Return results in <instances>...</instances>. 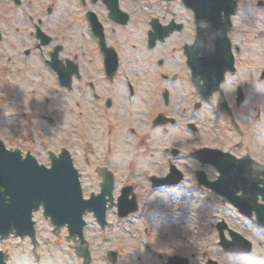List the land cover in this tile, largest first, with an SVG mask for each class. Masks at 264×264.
<instances>
[{"label":"rangeland","instance_id":"rangeland-1","mask_svg":"<svg viewBox=\"0 0 264 264\" xmlns=\"http://www.w3.org/2000/svg\"><path fill=\"white\" fill-rule=\"evenodd\" d=\"M259 1L264 2L238 0L237 12L232 16L229 37L233 44L236 71L227 74L221 92H215L206 101L198 97L201 108L197 118L192 116L191 103H183L186 111L179 115V125L184 127L185 141L192 137L186 128V122L192 120L199 127L200 144H220L223 148L229 149L230 145L238 143L241 144L242 151L243 145L249 150L255 147L256 159L264 164V78H261L264 71V5H260ZM49 4L51 2L46 0L43 6L32 3L16 9L8 0H0V31L3 35V39L0 40V137L4 143L16 144L22 150H28V147L39 148L33 150V154L36 158L48 162L49 151L55 153L65 144L71 150L74 165L81 175L83 192L87 194L88 188H99L97 170L103 167L101 154H106L108 158L115 159V165H109V168L115 174L116 186L113 192L116 195L121 183L125 181V174L122 171L126 168L122 165V160L136 151L131 145H125L122 140L124 129L134 127L138 134H142L147 126V105H155V100L140 97L129 100L132 102V104L128 102L131 105L129 113L123 114L118 124L121 126L118 147H114L112 143L110 151L108 143L101 136L102 128L98 119L59 113L58 119H55L52 125L43 120L40 113L45 111L43 109L45 100L39 91L41 80L34 76V83L20 80V85L7 86V83L12 84L11 80L14 77L3 78L6 72L2 70L3 65L9 62L12 66H26L21 64L25 59L12 51L13 49L20 51L23 46L28 45L26 42L23 44L20 37L24 35L26 41L27 34L32 30L31 24L23 21L24 15L47 16ZM78 11L79 8L75 5L53 6L54 14L50 15L46 28L57 36L58 41L65 40V36H62L63 31L65 34L67 32L66 36L73 33L72 43L77 47L71 53H77L80 61L86 67H90L94 61L97 63V53L93 45L88 43V39L81 37L78 32L77 26L81 22L77 16ZM58 19L73 20L70 21L72 29H63L64 22ZM184 23L182 33L157 43V48L152 53L145 49L144 37L150 28L148 23L137 20L128 29L124 30L125 27L113 32L120 41L126 58L131 62L130 71L136 77L141 96H145L149 87L151 91L154 90L155 80L161 79L158 74L162 72L179 74L181 79L176 82L178 87L183 80L184 88L188 84L192 85V82L189 83L187 80H190V75H187L190 70L185 59L184 65L176 61L180 57L182 45L185 42L191 43L195 38V27L189 21ZM7 42L13 43L15 48L12 49ZM235 45L239 46L238 51L235 50ZM151 54H155L153 63L147 64L146 61ZM8 56H11L12 60H8ZM184 56L183 54V58ZM159 58L166 60L162 70H158L159 67L156 65ZM31 62L35 61L32 59L29 63ZM148 69L152 70L147 72ZM28 70L40 71L41 64L36 61L34 68L29 67ZM168 82L172 83L170 79ZM238 87H242L245 94L244 101L239 105L236 104ZM183 92L190 93L189 90ZM51 99H55L51 101L55 102L54 105L61 104L58 97L52 96ZM223 100L230 104L243 135L230 125L229 121L228 124L224 121L227 115L220 109ZM121 111L125 113L124 107ZM218 125L221 132L227 136L235 135L231 143H228L227 137L220 138L217 135ZM77 130L80 131V138L77 136ZM189 147L188 142H185V151L188 152ZM114 151L115 155H111ZM140 155L134 167L128 170L132 182L138 184L140 210L126 217H119L116 209L110 208L107 213L109 223L106 227L100 226L93 212L89 211L84 216L86 220L84 234L88 242L87 247L91 251L90 264H112L107 255L110 250L119 252L118 264H163L161 261H167L169 257L176 255L175 253L187 257L190 264H205L210 258L217 260L219 264H264V227L256 222L255 216L249 218L240 213L223 196L206 187L197 186L194 174L200 166L192 158L185 156L179 163L186 172V179L181 185L155 189L151 185L150 175L153 172L163 173L166 167L153 165L152 161L159 156L147 155L142 147ZM154 169L156 171H153ZM205 169L210 179L217 178L218 171L215 167L207 166ZM33 219L39 235L37 239L41 244L40 252L45 256L50 255L51 264H82V259L77 257L66 238L67 228L59 229L55 233L51 220L45 216L42 208L33 213ZM222 221H225L230 229L251 241L253 248L250 253L245 255L229 253L219 245L220 234L217 225ZM225 234L229 238L228 230H225ZM0 249L6 254V264H20L21 260H26L32 254L29 239L21 240L15 234L0 238ZM161 256L163 258L160 260Z\"/></svg>","mask_w":264,"mask_h":264},{"label":"flooded vegetation","instance_id":"flooded-vegetation-1","mask_svg":"<svg viewBox=\"0 0 264 264\" xmlns=\"http://www.w3.org/2000/svg\"><path fill=\"white\" fill-rule=\"evenodd\" d=\"M9 4L16 9L23 8L28 4L37 3L39 5H45L46 0H8ZM51 4L47 7V16H38L34 15H24L25 22H29L32 26V30L27 34L28 38L25 41L24 35H21L23 39V44L25 42L27 46H23L20 51L13 49L14 44L7 42V44L15 51L20 57L24 58L23 65L12 66L10 62L3 65V70L6 72V75L3 78H8L13 76L11 80L12 84L20 85L21 81H28L34 83V76L41 80L42 84L40 88V94L45 100L43 109L44 112L40 113V117L43 120H46L49 123L50 118L52 124L55 123L57 114L63 113L68 116L78 115L79 117H90L92 119H98L99 125L102 128L101 136L108 143V151L112 150V143L114 147H118L119 134L121 132V126H119V121L123 117V114L126 115L130 108L129 95L134 97V100L138 97L146 99H154L155 105H147L146 110V128L142 134H138L134 127H127L124 129V140L125 145H131L136 150L135 153L129 156L127 159L122 160L123 166L126 169H123V174H125V181L121 183L119 187V192L114 195L113 190H115L116 179L114 181L115 185H111L112 174L106 169L97 170V179L99 182L98 193L103 194L105 198L106 210L110 208H115L118 212L119 197L123 194L124 191L129 190L130 195L128 198H132L135 193L139 210H140V199L138 197L136 182H132L130 179V174L128 170L134 167L136 161L141 157L140 149H144V153L147 155L159 156L152 161L155 166H165L166 171L163 173L153 172L150 175V182L153 188L157 189L159 187H176L181 185L186 179V172L179 164L183 157L187 156L192 158L200 167L195 171V179L197 186L206 187L205 185L200 184L199 172H203L205 178L210 179L207 170V166H212L209 163H203L201 159H198L194 156V153L203 147H213L219 148L224 151H228L234 154L237 157H242L246 154L251 155L256 159L257 150L253 147L251 150L247 148L246 145H243V151L241 144L230 145L229 149L223 148V145L220 144H200V134L199 127L194 123V121L186 122V128L192 135L189 141H185L183 129L180 127V116L185 113L184 104L187 102L191 103V109L193 111L192 116H199V111L201 108V102L198 99L199 93L192 85H187L184 88V80L182 84H176L181 78L179 74H167L164 73V77L160 74L161 77L155 80V88L153 91L150 90L145 93V96H141L139 93V87L136 84V77L131 73V67L128 59L126 58L125 52L120 47V41L114 36V31L117 29H128L133 22L139 20L144 23H148L150 28L147 31V36L145 38L146 51L152 53L153 50L157 48L149 46V35L150 32L154 30V26L163 27L166 30H170V34L167 36H173L177 33H182L185 27V21L192 23L194 27L195 16L193 11L186 6L183 0H49ZM75 5L79 8L77 12L81 22L78 24L79 34L81 37L88 39V43H91L97 53V63L94 61L93 66L86 67L83 62L80 61L78 54L72 52L77 47L74 45V35L71 33L69 36L63 31L62 36H65V40H56L57 36L52 34L47 28L46 24L50 21V15H53V6L56 5ZM58 21L64 22V28L72 29V24L69 19H58ZM95 28L93 27V24ZM181 28L179 29V27ZM74 30H76L74 28ZM93 36V37H92ZM3 39L2 32L0 31V40ZM73 42V43H72ZM102 44V45H101ZM107 48H105V46ZM6 48V47H5ZM70 50V51H69ZM22 54H21V53ZM12 54H14L12 52ZM184 44L182 45V51L180 50V57L176 60L180 65H184ZM155 54H151L147 59V64H152ZM34 57V58H32ZM32 58L35 62L41 64V70H28L29 67L34 68L35 62L29 63ZM8 60H12L11 56L7 57ZM59 61V65L64 67L65 72L71 73L70 62L78 64V72H75L71 75V84L62 85L59 79V70L55 67V61ZM166 64V60L159 58L156 60V65L159 67L158 70H162ZM17 67V69H15ZM152 69H148L150 71ZM21 71V72H19ZM189 75V74H187ZM97 76V77H96ZM172 83H169L168 80ZM188 82L191 80L187 79ZM175 82V83H174ZM189 82V83H190ZM169 83V84H168ZM56 87V88H55ZM183 89V90H182ZM190 91L187 92L183 91ZM237 95V94H236ZM58 97L61 104L59 106L54 105L55 99L51 97ZM197 97L196 99H192ZM73 102V103H72ZM129 102V103H128ZM134 103V102H133ZM184 103V104H183ZM132 104V103H131ZM124 107V112L121 109ZM184 109V111H183ZM196 113V114H195ZM217 113V112H216ZM133 114V112H132ZM236 119V116H235ZM226 124L232 125L236 130L243 135L239 128V123L233 121V117L227 115L224 120ZM217 127V124H216ZM74 130L76 127H73ZM215 128V127H214ZM152 131L154 135H152ZM78 138H80V131H76ZM75 134V131H74ZM139 135V137H135ZM217 135L220 138H228V143H231L235 135L229 134L228 136L221 132V128L218 125ZM141 136V137H140ZM220 141V139H217ZM185 142H188L189 150L185 151ZM29 151L37 150V147H28ZM70 150V148H68ZM71 151V150H70ZM115 151L111 155H115ZM102 156V165L104 167H109V165H115L113 158H108L107 155ZM107 157V159H104ZM50 159V158H49ZM112 159V160H111ZM257 160V159H256ZM141 161V160H140ZM139 161V162H140ZM111 163V164H109ZM117 165V164H116ZM173 167L176 169V176L172 180H176V183H171L167 185L153 186V178L159 177L165 178L172 171ZM101 168V167H100ZM153 171H156L155 169ZM114 172V171H113ZM112 172V173H113ZM117 174V173H116ZM129 179L127 180V178ZM131 186L132 188H125ZM211 189V188H208ZM110 190V191H109ZM212 190V189H211ZM113 195V197H112ZM108 225V222H107ZM66 229V228H63ZM147 230V229H146ZM38 235V231L36 232ZM36 236V238H38ZM66 238L69 239V236ZM21 240L29 239L31 244V255L26 260H21L20 264H51L50 255L45 256L40 252L41 244L31 236H25L20 238ZM70 242V241H69ZM81 244V238H80ZM45 245V244H44ZM71 247L74 244L70 242ZM173 254V253H172ZM177 254V253H175ZM178 255V254H177ZM78 258H81L77 255ZM163 257H160V260ZM82 259V258H81ZM120 261V256L116 264ZM83 262V261H82ZM163 264H165L164 261Z\"/></svg>","mask_w":264,"mask_h":264},{"label":"water","instance_id":"water-1","mask_svg":"<svg viewBox=\"0 0 264 264\" xmlns=\"http://www.w3.org/2000/svg\"><path fill=\"white\" fill-rule=\"evenodd\" d=\"M193 8L196 16V37L193 43L185 45L187 64L191 69L192 80L205 100L215 92L221 90L228 71L235 70V56L229 32L232 26L231 16L237 10V0H185ZM263 5V1H259ZM155 31L150 32V46H155L157 40L164 41L170 30L154 26ZM181 26L179 27V29ZM238 47V46H236ZM59 61L55 67L60 71L63 84H71V75L78 72V65L70 62L71 73L65 72ZM264 78V71L261 74ZM245 95L240 87L237 104L243 102ZM221 108L232 113L229 103L224 100ZM13 143H3L0 138V238L8 237L11 233L16 235H35V221L33 212L41 205L44 206L46 216L51 217L56 226L68 225L71 235H83L86 221L84 215L93 211L101 225L106 223V205L103 194L96 193L99 188H88V194L82 190L78 169L68 153L53 159L51 162L38 159L27 153L23 156ZM63 147H66L63 144ZM67 148V147H66ZM60 151V150H59ZM59 151L55 152L58 154ZM33 153V150H32ZM195 157L203 163H211L217 167L220 175L215 181H208L203 172H199L200 183L213 188L226 197L241 213L252 217L253 212L257 222L264 226V165L256 162L249 156L236 159L233 155L219 149L203 148L195 152ZM263 175V179L261 178ZM175 172L164 179L157 178L161 185L172 181ZM131 188V187H129ZM129 190L124 191L119 198V215L126 216L138 210L135 195L128 199ZM110 191V190H109ZM241 192V193H239ZM259 195L263 202H258ZM227 225L218 224L220 244L226 251L239 254L248 253L251 242L239 232L229 229L232 239L225 236ZM77 253L85 259V264L91 261L89 248L77 249ZM109 260L117 262L118 253L115 250L108 252ZM6 254L0 250V264H6ZM170 264H189L187 260L170 258ZM206 264H219L215 260H208Z\"/></svg>","mask_w":264,"mask_h":264},{"label":"bare ground","instance_id":"bare-ground-1","mask_svg":"<svg viewBox=\"0 0 264 264\" xmlns=\"http://www.w3.org/2000/svg\"><path fill=\"white\" fill-rule=\"evenodd\" d=\"M73 241H74L76 244H79L77 239H73Z\"/></svg>","mask_w":264,"mask_h":264}]
</instances>
